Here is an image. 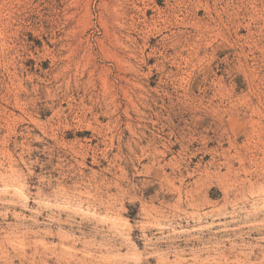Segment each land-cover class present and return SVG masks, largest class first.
I'll use <instances>...</instances> for the list:
<instances>
[{"label":"rangeland","instance_id":"rangeland-1","mask_svg":"<svg viewBox=\"0 0 264 264\" xmlns=\"http://www.w3.org/2000/svg\"><path fill=\"white\" fill-rule=\"evenodd\" d=\"M0 264H264V0H0Z\"/></svg>","mask_w":264,"mask_h":264}]
</instances>
